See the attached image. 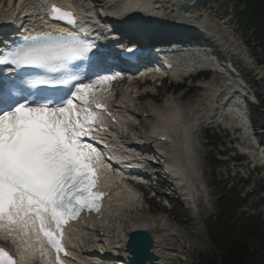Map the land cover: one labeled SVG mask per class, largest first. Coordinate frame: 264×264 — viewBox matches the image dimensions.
<instances>
[{"label": "snow or ice", "instance_id": "snow-or-ice-1", "mask_svg": "<svg viewBox=\"0 0 264 264\" xmlns=\"http://www.w3.org/2000/svg\"><path fill=\"white\" fill-rule=\"evenodd\" d=\"M51 18L76 23L70 11L53 5ZM98 46L87 37L45 30L3 45L0 51V233L60 253L64 229L83 210L99 211L96 191L101 151L90 140L106 105L97 85L119 74L81 78L79 62L92 61ZM131 51V49H129ZM38 69L40 73H26ZM67 86L63 94L48 88ZM34 238V239H30ZM0 264H17L0 248Z\"/></svg>", "mask_w": 264, "mask_h": 264}, {"label": "rangeland", "instance_id": "rangeland-1", "mask_svg": "<svg viewBox=\"0 0 264 264\" xmlns=\"http://www.w3.org/2000/svg\"><path fill=\"white\" fill-rule=\"evenodd\" d=\"M181 2H192V6L194 8L193 13L199 16L201 19L203 18L204 21L207 23L213 24L214 25V30L215 31H220L223 33V40L226 42H229L230 40H235L239 43L242 42V47L247 50L248 53H257L258 50V45H249L246 42L248 34L246 32L245 26L240 25L239 21V14L236 13L234 9V5L231 3H227L225 0H179ZM177 0H163L162 4H159L162 6L164 9V13H170L169 8L177 7L181 2ZM6 0L2 3H5ZM174 3V4H173ZM189 7L190 8L192 7ZM198 6H201V8H198ZM167 8V9H166ZM197 8V9H196ZM203 8V10H202ZM192 13V14H193ZM188 14V13H186ZM201 14H204L201 15ZM245 29V30H244ZM222 42L220 39L216 41V44H219ZM226 46V45H224ZM217 47L213 46L211 47L212 50H216ZM257 50V52H256ZM219 54H221L219 52ZM219 55L220 58L224 57ZM228 56V55H226ZM237 61L239 64H241V67L238 70V74H240L243 70V74L246 75L247 73H250V82L251 86H254V82L257 83L258 81L261 82V85L264 86V79L260 80L261 75L259 74L260 71L256 70H251L253 65L251 63H248L244 60H242L239 56L236 57ZM256 59H261V54L257 53ZM264 62V61H263ZM256 90L260 93V97L262 96V99H264V89L261 90L260 87H257ZM152 91L154 92V89L152 88ZM263 92V93H262ZM158 93H161L160 97L157 98L156 100L146 98L141 101V105L145 108L144 111V127H140L141 130H148L149 127L152 125L151 123L155 121L154 118L147 117V116H152V110L157 107H162L166 106V103L164 101L168 100L170 90H164V89H159ZM263 107L264 109V101H263ZM260 113L255 111V115H258ZM146 117V118H145ZM199 138V142L201 143L202 149L199 152L200 153V164L202 167V175L200 178V181H203L206 183V187L202 190L203 195L200 198V214L199 216L196 215L195 211L190 207V204H185V206L181 205L180 202H175L176 207L174 211L171 212L173 216H176L175 220H171L172 223L175 225V228H179L180 230L183 231V236L181 239V242L187 246V254H181V258L177 259L176 258V253H172L171 256L176 258V264H186L182 261H187L188 264H197L198 261L200 260L201 256L203 254H211L213 253V246L209 240L208 233H207V224L211 220V216L215 213L213 204H214V199H213V192L211 191V183H213L212 179V170L209 169V163L207 159V155L209 153V149L206 146V142L204 140V136L202 132L200 131L197 134ZM222 141H225L223 138V132L222 136L220 137ZM229 144H227L225 147H228ZM211 165V164H210ZM222 170V173L220 172ZM220 173H218V178L220 179L221 175L222 177L225 178L226 174V169H218ZM251 189L250 187L247 188L249 191ZM257 189V186H252V190ZM260 196H254L251 198L249 201V205L247 204V207L249 208L247 210L248 213L254 212L253 214V221L255 222L254 225L258 227L260 230H264V207H258V202H259ZM156 202V201H155ZM252 203V204H250ZM155 205L160 208L162 207L159 203H155ZM252 205V206H251ZM187 217L192 218L190 220L189 224H185V219ZM171 219L173 218L172 216L170 217ZM180 220V222H179ZM255 245V244H253ZM254 249V247L252 246ZM185 250V249H184Z\"/></svg>", "mask_w": 264, "mask_h": 264}, {"label": "bare ground", "instance_id": "bare-ground-1", "mask_svg": "<svg viewBox=\"0 0 264 264\" xmlns=\"http://www.w3.org/2000/svg\"><path fill=\"white\" fill-rule=\"evenodd\" d=\"M151 1L152 0H141V2H151ZM143 4L145 6H148V3H143ZM40 5L41 2H39V5L33 11L39 9ZM7 6L8 4H4L3 7L0 6V17L5 14L7 10ZM153 8H155V6ZM150 14H152L151 11L148 12V18H151ZM156 15L157 13L154 15V17H157ZM180 21L186 22L183 21L182 19ZM227 84L228 82H225L224 84L219 86L218 84L215 83L214 79H211L206 84L205 88L208 91H211V95L213 96V99L215 100L216 104H218V97H220L223 94L226 96L228 95L229 92H231V90L238 89L237 87H233L229 91L228 89L230 88ZM154 98H157V96L155 95ZM226 106L227 105L223 103L220 105V109L223 110L226 108ZM218 109L219 108H216V110ZM148 117L155 119V121L151 123L153 125V129H160V128H162L163 130H169L171 128L175 129L177 133V135L174 134L176 144L169 151V154L172 158V162L176 171H179L180 175L185 180L184 182L186 185H184V190L188 195L194 196V198L197 197L198 192H196L197 190L192 183L193 180H192V170H191L192 168L191 158L193 157L192 154L194 149L189 139L193 129L190 126L191 122H189V119L186 118V113H184V111L180 109V107L177 105L176 101L174 100L172 102H168L166 106L155 108L154 114ZM144 123H145V119L141 122L140 126L144 127L145 126ZM146 140L152 142V138L150 136H148ZM188 189L190 190V193ZM119 196L120 197L117 200L118 203L110 204V206L103 212L101 221L94 218L92 225L96 227L99 225L102 226L105 225L106 228H109L112 231L113 238L118 244L119 248L124 247L126 245L127 236L131 230L138 228L147 229L151 231L154 237L155 245L153 249L155 253L158 255V259H159L150 262L148 264H176L175 258L170 257L169 255L173 252H178L179 254L187 253L186 245L180 243L183 236V231L176 229L175 233H170L169 229H167L168 227L165 228L156 219L151 218L150 216L144 213H141L138 216L128 217L126 220L124 219L119 220L117 218L118 212H121V209L123 207L126 208L128 204L131 203V198L133 196V193L132 192L125 193L124 190H119ZM190 220H192V218L187 217L184 221L185 224H189ZM79 234L81 235L82 232L80 231ZM78 236L79 235H77V237ZM81 240L84 241V239ZM121 253L122 256L128 258L129 253L126 250H123ZM29 258L31 261H33V257L31 255L29 256ZM120 261H122V263L120 262L121 264L128 263V259L126 260L124 258H121Z\"/></svg>", "mask_w": 264, "mask_h": 264}, {"label": "trees", "instance_id": "trees-1", "mask_svg": "<svg viewBox=\"0 0 264 264\" xmlns=\"http://www.w3.org/2000/svg\"><path fill=\"white\" fill-rule=\"evenodd\" d=\"M236 3L250 37L259 42L264 52V0H231ZM219 195L224 191L219 188ZM229 199L225 195L218 203V216L210 227L214 252L201 257L199 264H264V236L245 224L233 221ZM254 245V249L252 246Z\"/></svg>", "mask_w": 264, "mask_h": 264}, {"label": "water", "instance_id": "water-1", "mask_svg": "<svg viewBox=\"0 0 264 264\" xmlns=\"http://www.w3.org/2000/svg\"><path fill=\"white\" fill-rule=\"evenodd\" d=\"M151 238L145 232H135L131 235L128 248L133 253V261L144 264L146 259L151 257L149 247L151 246Z\"/></svg>", "mask_w": 264, "mask_h": 264}]
</instances>
